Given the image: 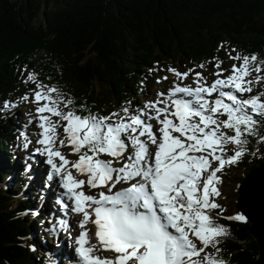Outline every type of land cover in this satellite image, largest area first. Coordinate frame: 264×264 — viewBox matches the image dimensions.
<instances>
[{
  "label": "snow or ice",
  "instance_id": "6c2138e0",
  "mask_svg": "<svg viewBox=\"0 0 264 264\" xmlns=\"http://www.w3.org/2000/svg\"><path fill=\"white\" fill-rule=\"evenodd\" d=\"M229 59L239 64L223 76V62L216 60L210 84L202 72L169 68L180 80L192 73L196 86L174 82L134 111L121 107L107 115L78 114L71 98L27 73L36 105L28 123L35 120L40 130L32 157H46L48 180H58L63 190L56 203L64 216L79 217L72 264H228L219 244L229 232L216 217L245 223L249 217L223 215L218 173L259 151L249 153L248 137L264 143V92L244 95L264 81V60L239 52H229ZM21 100L29 101V94ZM14 107L5 100L0 110ZM20 138L27 150L32 141L26 130ZM68 227L61 218L48 231Z\"/></svg>",
  "mask_w": 264,
  "mask_h": 264
},
{
  "label": "trees",
  "instance_id": "16d2710c",
  "mask_svg": "<svg viewBox=\"0 0 264 264\" xmlns=\"http://www.w3.org/2000/svg\"><path fill=\"white\" fill-rule=\"evenodd\" d=\"M229 52L255 53L264 60V0H0V107L10 100L14 110L27 109L21 97H31L35 88L25 82L30 71L71 98L78 114L107 115L137 105V95L146 97L158 87L156 79L162 83L169 68L181 73L191 68L206 79L220 60L227 72L229 64H239L229 59ZM184 81L194 83L193 74ZM254 85L253 95L264 92V81ZM8 114L0 110V264H57L51 242L39 233L48 225L47 205L36 207V192L22 199L23 182L8 168L19 167L18 147L26 155L18 136L28 130L24 116ZM259 132L264 135V121ZM248 139L249 153L259 151L246 154L239 167L227 166L230 176H220L216 201L225 209L224 216L239 211L236 192L235 202L225 204L223 177L240 183L264 162V143ZM216 220L229 232L219 244L221 257L228 264H255L258 247L249 235V223Z\"/></svg>",
  "mask_w": 264,
  "mask_h": 264
},
{
  "label": "rangeland",
  "instance_id": "374dc122",
  "mask_svg": "<svg viewBox=\"0 0 264 264\" xmlns=\"http://www.w3.org/2000/svg\"><path fill=\"white\" fill-rule=\"evenodd\" d=\"M231 65H232V63L231 64H229V70L227 71V72H224L223 73V76H227L229 73H230V70H231ZM172 73V72H171ZM255 75H256V73L255 72H253L252 73V75L249 77V79H254V77H255ZM211 78H208V80L207 81H209ZM214 79H212V80H210L209 81V84L213 81ZM183 81H184V79L183 80H180L179 78H177L175 75H174V73H172V74H170V75H168L167 76V80L165 81V83H162V87H159L158 89H156V91H154L153 93H155L156 94V97L155 98H153L151 101H153V100H156L157 99V93H159V92H164V93H166L167 91H168V89L170 88V87H172L173 86V83L174 82H176V83H180V84H182V85H184L183 84ZM255 83V82H254ZM193 84V83H192ZM192 84H187V85H190V86H195V85H192ZM252 87H253V84H252ZM245 95V97H247V96H249V95H253L252 93H245L244 94ZM144 100V98L143 99H140V100H138L137 102L139 103V107H142L144 104H145V102H147L148 100H146L145 99V101H143ZM139 101H142V102H139ZM28 104V110L26 111V113L25 112H21V108H18L17 110H14V109H11L10 111H8V115H10V114H12V113H17V115L18 116H21V115H23V116H25V114L27 115V117H28V121L30 120V119H32L34 116H33V112H34V109H35V107H36V105L35 104H33L32 102H31V97H29V101H25V104ZM11 116V115H10ZM52 119L53 120H55L56 119V117H52ZM27 120V119H26ZM28 121H27V125H30L29 127H30V129H34L35 130V132H36V129H38L37 127H36V122H35V120H33V122L31 123V124H29L28 123ZM151 123H153V125H154V127H158V125L156 124V121L155 120H153V121H151ZM38 131V130H37ZM62 133V132H61ZM37 139H38V137H37ZM229 147V149H231V145H229L228 146ZM35 147H32L31 148V151L29 152L30 153V157H31V159H32V152H33V149H34ZM61 151H63V152H65V153H67L68 152V149L67 148H63V149H61ZM42 157L43 156H41L40 155V159H41V162L43 163V165H44V167L46 168L47 167V164L45 163V160H46V158H44L43 160H42ZM70 160H75V155H71V156H69L68 157ZM103 159H109L110 157H107V156H103L102 157ZM38 164H39V162L37 161L36 162V165H37V167H38ZM116 166V165H115ZM119 166V165H118ZM236 167H239V165L238 164H236ZM229 169L230 168H225L224 169V171H222L223 172V174H226L225 172H227V171H229ZM39 170H40V167H39ZM221 172V173H222ZM230 173V172H229ZM227 174L228 176H230L231 174ZM240 175V173H236L235 174V176H239ZM43 176H44V179H43V177H42V179L40 180V186H41V189H43V188H46V185H47V187L49 186V188L47 189V191L44 193V198H43V201L44 202H46L47 204H51V202H54V203H52V204H54L55 205V208H53V215L54 216H56L58 219H61V218H63V219H67L70 215L71 216H73V217H78L77 216V214H75V213H72V212H68V214H67V216L65 217L64 216V213H62L61 212V209H60V207H59V205L56 203V201H54V196H53V193L55 192L56 193V195H57V197L56 198H58V196H59V194L63 191V190H61V188H60V186H59V182H58V180H55L54 179V181L53 180H48V177H47V172H45V173H43ZM43 180H45V181H43ZM2 183H4L3 181H1ZM224 185H223V191L224 192H222V194H223V198H225V204L226 205H231L232 203H234L235 202V199H234V197H233V194L236 192V186H237V180H236V178H231V177H225L224 178ZM45 183H47L46 185H45ZM31 184V183H30ZM51 187H53V188H51ZM87 190V189H86ZM93 192H95L96 190H92ZM12 194H16V192H11ZM227 202V203H226ZM79 218V217H78ZM51 228V227H50ZM44 229V228H43ZM49 229V228H48ZM48 229H46V230H43V231H41L40 233H46V232H49L48 231ZM61 231V232H60ZM77 231H78V228L76 227V223L75 222H73V220H72V223H69V227L67 228V229H60L59 231H58V233H57V235H55V237H54V241L50 244V245H54L57 249H56V252H57V254L59 255V260H62V263H63V261H71L70 260V258H72L73 257V254H72V252H71V248H70V245H71V242L73 241V239H74V237H75V235H76V233H77ZM35 232H37V230L35 231ZM61 248V249H60ZM210 250V249H209ZM74 258V257H73ZM72 262V261H71Z\"/></svg>",
  "mask_w": 264,
  "mask_h": 264
},
{
  "label": "water",
  "instance_id": "95a60500",
  "mask_svg": "<svg viewBox=\"0 0 264 264\" xmlns=\"http://www.w3.org/2000/svg\"><path fill=\"white\" fill-rule=\"evenodd\" d=\"M238 193L236 208L249 217V234L258 246L255 264H264V163L244 176Z\"/></svg>",
  "mask_w": 264,
  "mask_h": 264
},
{
  "label": "bare ground",
  "instance_id": "6f19581e",
  "mask_svg": "<svg viewBox=\"0 0 264 264\" xmlns=\"http://www.w3.org/2000/svg\"><path fill=\"white\" fill-rule=\"evenodd\" d=\"M18 111V110H17ZM23 122V121H22ZM28 128V127H27ZM26 131H28L27 129H26ZM30 134H32V132H30ZM251 169H253V168H251ZM47 183H45V185H46ZM46 188L48 189L49 188V186L47 187V185H46ZM17 222V221H16ZM44 239L46 238V237H43ZM61 249V248H60ZM72 264V263H71Z\"/></svg>",
  "mask_w": 264,
  "mask_h": 264
}]
</instances>
